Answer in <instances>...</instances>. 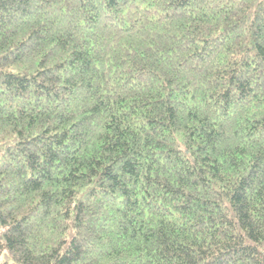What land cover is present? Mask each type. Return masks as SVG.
Segmentation results:
<instances>
[{
  "label": "trees",
  "instance_id": "1",
  "mask_svg": "<svg viewBox=\"0 0 264 264\" xmlns=\"http://www.w3.org/2000/svg\"><path fill=\"white\" fill-rule=\"evenodd\" d=\"M0 264H264V0H0Z\"/></svg>",
  "mask_w": 264,
  "mask_h": 264
}]
</instances>
